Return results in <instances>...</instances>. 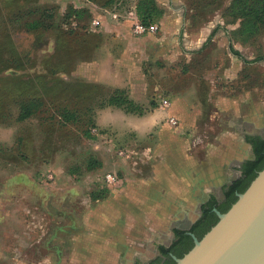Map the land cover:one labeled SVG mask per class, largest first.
Segmentation results:
<instances>
[{
  "label": "crops",
  "instance_id": "crops-1",
  "mask_svg": "<svg viewBox=\"0 0 264 264\" xmlns=\"http://www.w3.org/2000/svg\"><path fill=\"white\" fill-rule=\"evenodd\" d=\"M187 1L155 0L163 15L153 35L135 36L120 8L101 10L97 31L61 35L64 45L73 46L63 52L75 61L65 78L125 91L140 108L137 114L104 108L97 121L117 130L122 145L135 147L127 158L148 157L150 171L128 180L96 207L85 220L86 232L61 237L50 264H134L151 251L153 241L171 239L176 222L197 221L202 207L220 197L242 175L241 167L255 160L252 140L264 141V86L242 93L224 88L253 58L230 53L236 27L221 14L192 23ZM205 50L220 52L222 63L216 59L210 70L196 71ZM202 83L208 86L203 93ZM206 106L218 114V131L212 136L199 131ZM170 118L179 126H171ZM11 236L9 229L0 234ZM7 248L0 245V254Z\"/></svg>",
  "mask_w": 264,
  "mask_h": 264
},
{
  "label": "rangeland",
  "instance_id": "rangeland-1",
  "mask_svg": "<svg viewBox=\"0 0 264 264\" xmlns=\"http://www.w3.org/2000/svg\"><path fill=\"white\" fill-rule=\"evenodd\" d=\"M137 1L100 0L94 4L85 0H0V234L7 229L13 231L12 238L0 237V245L8 247L0 254V264H50L55 256L53 246L61 237L86 232L85 220L96 207L119 193L128 180L149 176L148 157L119 156L120 150L134 153L136 149L122 145L123 136L117 130L97 121L102 109L96 105L113 90L94 82L77 83L63 73L56 78L47 74L57 49H73L71 43L64 45L59 30L71 7L90 9L95 18L104 9L100 5L109 3L112 6L108 10L130 11ZM232 1L220 0V6L203 19L211 21L221 14L226 24L236 27L230 37V53L253 58L238 78L224 87L242 93L264 86V61L256 62L264 57V29L252 37L242 36L241 22L227 14ZM192 3L187 1L190 19L194 15L190 12ZM38 8L46 9L54 18L56 29H28L24 20L36 19L43 11ZM92 16L84 14L81 23L90 24ZM203 22L201 18L197 24ZM221 58L217 50L200 52L196 71L210 70L216 59L220 66ZM206 89L208 86L202 83L200 92ZM31 99H39L40 108L30 118L20 120V104ZM87 106L95 109L89 113ZM66 108L85 110L77 111L83 113L80 120L64 123L60 114ZM216 111L211 106L204 108L200 133L212 136L218 131ZM88 116L97 130L90 137L86 136ZM108 173L117 176V185L106 182ZM8 213L14 215L10 221L5 218ZM168 240L153 241L151 251L137 262L154 260Z\"/></svg>",
  "mask_w": 264,
  "mask_h": 264
},
{
  "label": "trees",
  "instance_id": "trees-1",
  "mask_svg": "<svg viewBox=\"0 0 264 264\" xmlns=\"http://www.w3.org/2000/svg\"><path fill=\"white\" fill-rule=\"evenodd\" d=\"M86 2L97 4L100 0H85ZM112 1V0H110ZM220 0H193L190 12L192 17V23L197 24L202 20L207 21L205 16L213 13L220 4ZM99 5V4H98ZM104 9L111 8V4H103ZM114 7V6H113ZM29 13H31V9H28ZM38 10H43L38 15L36 19L28 22L24 20L25 25H27L29 30L34 31H45V30H54L56 27L54 18L50 17L48 11L46 9L38 8ZM138 18L140 22L146 26L151 24H155L158 19H160L163 15V11L157 6L155 0H139L137 2L135 8ZM84 14L92 16L90 9H77L75 7L70 8V12L66 14L65 24L60 30V34L63 33L68 35H74L79 32L90 33L91 31V22L90 24L81 23V16ZM227 14L235 19V21H240V34L245 37H252L259 34L264 29V0H233L230 7L227 10ZM35 14H33L34 16ZM48 15V16H47ZM24 17V13L22 15ZM48 17V18H47ZM19 19V18H18ZM48 30V31H49ZM59 36V35H58ZM62 37V36H61ZM63 41V39H62ZM59 43L57 42V45ZM61 49H57L54 53L52 60V65L47 68V74L50 78H56L59 73H68L71 66L74 64V60L70 62V53H64L60 51ZM258 61H264V57L257 59ZM77 83H81L82 81H76ZM75 82V83H76ZM20 120H26L30 118L41 106L39 99H31L29 101H23L20 104ZM97 108L104 109L108 107L119 108L126 113L137 114L140 113V108L130 100L128 94L122 90H115L112 94H110L107 98L102 99V102L99 105H96ZM84 108L76 109L74 111H69L68 108L63 110L60 114L63 122H74L81 119L83 113L77 112L83 110ZM85 109L89 111V113L95 109V106L89 107L87 106ZM84 109V110H85ZM88 131L86 133L87 137H90L93 134L92 130L95 127V123L91 116H88L87 121ZM252 144L254 146L255 160L247 162L243 167V177L245 179H241L235 182L229 189L226 191L227 197L230 199V204L227 206L225 213L232 207L234 203L237 201L236 193H244L251 183L256 179L259 172L264 169V141L260 139H253ZM215 203V199H214ZM208 205L202 207L203 214L208 216L211 212V207L207 208ZM218 219L215 220L214 224L211 226H207L208 228L204 230L201 234V238L208 233L211 228L218 223ZM177 236L183 235V232L175 230ZM193 245H191V248ZM160 250L162 254L168 255L170 250H167L164 246H160ZM190 251V249H189Z\"/></svg>",
  "mask_w": 264,
  "mask_h": 264
},
{
  "label": "water",
  "instance_id": "water-1",
  "mask_svg": "<svg viewBox=\"0 0 264 264\" xmlns=\"http://www.w3.org/2000/svg\"><path fill=\"white\" fill-rule=\"evenodd\" d=\"M176 264H264V169Z\"/></svg>",
  "mask_w": 264,
  "mask_h": 264
},
{
  "label": "flooded vegetation",
  "instance_id": "flooded-vegetation-1",
  "mask_svg": "<svg viewBox=\"0 0 264 264\" xmlns=\"http://www.w3.org/2000/svg\"><path fill=\"white\" fill-rule=\"evenodd\" d=\"M243 167H241L242 175L238 179H236V181L231 183L230 187L235 182L241 179H245L243 177ZM227 190H224L221 193V196L215 199V203L211 199L208 201V204H206L208 205L207 208L211 207V212L210 214H208V216L204 215L203 210L201 209V214L197 221H184L178 223L175 226V230L183 232V235L177 236L175 231L173 232V237L168 240L167 245H164L167 250H170L168 255L162 254V252H160L159 255L150 262L139 263L136 261L134 264H176L174 257L182 258L185 254L189 252V249L191 250L194 247L195 241L192 235H194L198 239H201V234L204 232V230L208 228L207 226L209 224V226L214 224L216 219L219 220V217L215 210H218L221 213H225L227 206H229V204L231 203L230 199L226 195ZM191 245H193L192 248Z\"/></svg>",
  "mask_w": 264,
  "mask_h": 264
},
{
  "label": "built area",
  "instance_id": "built-area-1",
  "mask_svg": "<svg viewBox=\"0 0 264 264\" xmlns=\"http://www.w3.org/2000/svg\"><path fill=\"white\" fill-rule=\"evenodd\" d=\"M89 3V2H88ZM106 10V9H103ZM115 14L113 15L114 19H119L120 14L115 10ZM125 18L131 22V30L135 36H145V35H150V34H156L159 31V26L158 24H151L149 26H146L142 24L138 18L137 12L135 9L126 11ZM101 27V22L98 17H95L93 21L91 22V30L97 31L98 28ZM169 105V104H167ZM169 124L173 127L179 126L178 120L176 118H170L169 119ZM96 129H93L92 132L96 133ZM129 152L127 150H120L119 151V156L121 157H129ZM105 180L108 184L110 185H117L118 184V179L117 176L113 173H108L105 176Z\"/></svg>",
  "mask_w": 264,
  "mask_h": 264
}]
</instances>
